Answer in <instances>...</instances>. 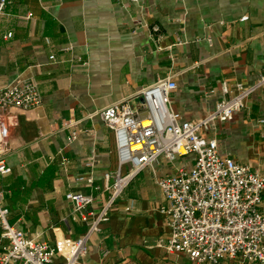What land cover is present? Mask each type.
Returning a JSON list of instances; mask_svg holds the SVG:
<instances>
[{"label":"crops","instance_id":"obj_1","mask_svg":"<svg viewBox=\"0 0 264 264\" xmlns=\"http://www.w3.org/2000/svg\"><path fill=\"white\" fill-rule=\"evenodd\" d=\"M263 69L264 0H11L0 12V88L34 78L43 102L16 111L10 128L12 171L0 175L10 222L55 248L63 262L64 241L87 231L73 219L66 194L105 200L94 185L103 184L106 171L129 169L120 167L115 133L102 111L171 78L177 88L170 107L183 121L198 120L215 109L223 82L253 84ZM262 120L264 89L206 135L218 140L223 155L264 176ZM72 130L78 136L69 141ZM193 160L161 158L138 173L78 264H195L160 246L170 230L157 183ZM81 175H92L95 184L77 181ZM6 244L1 239L0 251Z\"/></svg>","mask_w":264,"mask_h":264},{"label":"built area","instance_id":"obj_2","mask_svg":"<svg viewBox=\"0 0 264 264\" xmlns=\"http://www.w3.org/2000/svg\"><path fill=\"white\" fill-rule=\"evenodd\" d=\"M10 3L0 0V12ZM151 30L159 33L160 27L153 25ZM176 88L173 79L161 78L100 113L114 130L120 167L129 169L127 173L106 171L102 185H94L92 175L77 177V181L105 193L106 199L81 191L66 194L74 206L73 219L87 225V231L64 241L63 262L56 261L55 248L28 237L10 222L6 191L0 189V241L7 240L0 251V264H78L88 253L89 240L101 232L102 224L109 221L111 210L138 173L161 158L174 160L189 155L194 156L191 165H179L174 174L157 180L164 199L161 211L170 230L160 246L167 252L187 255L195 264H220L223 260L264 264V176L223 155L218 140L206 135L216 122L232 120L253 93L264 89V69L253 84L239 82L230 87L223 82L215 109L198 120L183 121L170 107V94ZM42 102L34 78L0 88L1 176L12 171L7 155L11 150L10 128L17 124L16 111L34 109ZM77 136L78 131L72 130L69 141ZM107 253L105 249L104 255Z\"/></svg>","mask_w":264,"mask_h":264}]
</instances>
